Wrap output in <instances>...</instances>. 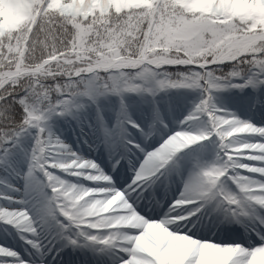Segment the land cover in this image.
I'll return each mask as SVG.
<instances>
[{
  "label": "snow or ice",
  "instance_id": "snow-or-ice-1",
  "mask_svg": "<svg viewBox=\"0 0 264 264\" xmlns=\"http://www.w3.org/2000/svg\"><path fill=\"white\" fill-rule=\"evenodd\" d=\"M0 264H264V0H0Z\"/></svg>",
  "mask_w": 264,
  "mask_h": 264
}]
</instances>
